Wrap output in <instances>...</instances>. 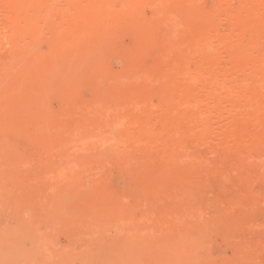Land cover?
<instances>
[{
	"label": "bare ground",
	"instance_id": "6f19581e",
	"mask_svg": "<svg viewBox=\"0 0 264 264\" xmlns=\"http://www.w3.org/2000/svg\"><path fill=\"white\" fill-rule=\"evenodd\" d=\"M210 2L212 5L207 8L203 0H0V205L9 186L39 180L38 176L28 178L23 172L27 163L33 164L32 168L35 165L53 172L52 181L60 188L52 189L50 194L62 195L61 202L63 197L65 201L70 197L69 193L64 195L68 190L73 188L75 193L79 187L82 196L90 199L95 190L111 196L107 176L91 172V166L112 164L123 180L139 187L146 184L147 196L169 203L168 213H159L155 221L137 227L159 232V237L151 234L157 238V244L150 246L149 239V245L146 244L150 248H157L158 253H166L172 257L170 260L180 263L184 259L180 251L184 241L169 228L213 232L227 228L223 237L229 252L242 254L256 263L264 261L262 243L249 248L228 238L231 228L251 222L252 216L244 213L245 209H264V192L254 190L245 177L251 170L264 172V124L258 120L264 113V0ZM222 21L227 25H221ZM146 55L152 58L150 64L143 62ZM222 59H232L234 64L223 67ZM114 62L120 65L117 69ZM153 96L157 99L155 105L151 103ZM224 112L232 113L234 121L243 118L251 125L231 126L223 132L215 122ZM152 118L157 119L155 124L150 123ZM223 146L232 150L218 152ZM193 149L197 153L193 154ZM216 153L220 161L227 162L226 169L210 163ZM254 157L257 160L252 163ZM67 158L72 159L66 161ZM18 161L24 164L19 169ZM15 184L9 189L14 188L13 195L18 198ZM88 184L94 188H88ZM48 186L49 183L46 190ZM232 186L239 187V193L244 192L246 197H238L237 191L228 196L227 190L230 192ZM43 187L40 189L44 190ZM30 189L26 199L39 196L36 188ZM9 195L10 191L4 204L6 200L8 204L16 202ZM53 195V199L58 197ZM182 200L197 204V217L188 224L182 223L176 209ZM47 201L48 197L41 204ZM61 202L55 205L49 201V206L41 211L46 213L45 220L51 222L53 229L56 224L62 227L61 222L65 221L67 208L64 210ZM93 202H87L84 210L77 207L76 211L82 209L81 214L85 215L79 219L86 218L81 221L84 226L102 230L112 225V229L118 222L122 225V221H127L128 214L123 211L125 215H121L119 204L117 210L121 213L111 205L113 202ZM33 203L29 205H38ZM72 206L71 210L76 209ZM76 221H71V226ZM85 235L88 239L89 235ZM115 243L99 244L102 249L99 248L98 260L96 255L90 256L112 264L116 257L110 253L125 247L124 243ZM90 245L94 249V244ZM82 247L88 253L93 251L87 245ZM61 250L58 252L62 253L64 247ZM75 250L72 253L79 254ZM45 254L50 255L47 251ZM46 255L43 263L50 259Z\"/></svg>",
	"mask_w": 264,
	"mask_h": 264
},
{
	"label": "rangeland",
	"instance_id": "374dc122",
	"mask_svg": "<svg viewBox=\"0 0 264 264\" xmlns=\"http://www.w3.org/2000/svg\"><path fill=\"white\" fill-rule=\"evenodd\" d=\"M211 5H212V3L210 2V0H203V6L204 7L210 8ZM146 11H147L148 14L150 13V10H146ZM221 25L226 26L227 24H226L225 21H222ZM164 27H165L164 24L161 25L162 29H164ZM143 62L146 63V64H150L152 62V58L150 56L146 55V56L143 57ZM220 62H221L220 64L223 65V67H229V66H232L234 64L232 59H230V60H227V59L223 60L222 59ZM230 62H232V63H230ZM119 66L120 65L118 63L114 62L113 67L115 69H117ZM257 90H258V92H260L259 89H257ZM155 99H156V97L153 96L152 100H151L152 105H155V103L157 102V99L156 100ZM153 101H155V102H153ZM54 105L56 106V103H53V106ZM262 106L264 107V99H263ZM222 117L220 119L216 120L215 123H217L218 127H220L219 129L221 131H223V132H226L231 126L237 127V126H241L242 124L248 125V126L251 125V124H246L245 121L243 120V118L234 121L232 119V113H230V112H226V113L224 112L222 114ZM151 120H152V122L150 121V123H153V124H155L154 120L157 121V119H155V118L154 119L152 118ZM258 120L260 122H262V124H264V113H261L258 116ZM252 121H254V120H251V122ZM229 122L230 123L232 122V124H230ZM228 123H229V125H228ZM220 147H222V146H220ZM220 147L218 148V152H220L222 150H224V151L225 150H229V149L232 150V147H226L225 148V146H223L225 149L224 148H220ZM193 150H192L193 154L197 153L196 150H194V151ZM218 154L219 153H216L215 155L211 156V159H210L211 162L210 163H212V165L214 164V166L219 168V169L220 168L224 169V167L226 169V167H228L227 162L226 161H220V156ZM105 156H107V154ZM64 159L65 158H62V160H64ZM71 159L67 158L66 161H70ZM256 160H257V158L254 157L252 159V161H253L252 163H255ZM19 162L20 161H18V163H17V167L22 165ZM27 164H25L24 167H23L24 164L22 165L23 172L26 173L28 178L34 177V178L38 179V177H39V180L38 181H31V180L29 181V180H27V181H24V182H19L18 186H17L18 183L17 184L14 183L17 186V187H15V190H17V189L19 190V192L16 191V194L17 193L20 194L18 196V198H16L13 195L14 188H13V190H11L12 189L11 187L14 184L9 186L7 189L4 190L7 194L10 191L11 195H9V196H12L13 200H14L13 202H15V201L16 202L13 203V204L9 203L10 204L9 205L8 202H7V200L9 199L7 194L3 195V197H2L3 201L1 200L2 204L0 205V250L3 249L1 251H5V250L6 251L4 253H0V261H1L0 264H8V263L9 264H23V263L24 264L25 263L26 264H31V260H34L33 261L34 264H41V263L42 264H47L49 261H50V264H56L57 261H59V262H57V264H68V263L69 264H111V263H107V262H100V261L98 262L97 261L99 259V257L101 256L100 255L101 252L99 251V248L102 249L101 245H99V244L103 243L102 245H104V243H107L108 241L113 243V244L116 242L115 244H120L121 245V244L124 243V245H125V247H117V248H115V250H116L115 253H114V250L112 251V253L107 252V253H110V254H115L116 260L114 262H112V264H257V263L258 264H261V263L264 264V261H261V262L259 261V262L256 263L251 258H247V257L243 256L242 254L236 255V254H233V252L232 253L229 252V250L227 248H225V246H226L225 237H223V231L225 229H227V228H217L216 232L210 231L209 229L208 230H206V229L202 230L201 228H169L170 230L173 231V233L178 232V234H180L178 239L184 241V246H182L180 248V251L182 252L181 256L184 259L181 260L180 263H179V261L170 260V259H172V257H169V255L166 254V253L165 254L163 252H159L158 253L156 251L157 248H153V249L150 248L149 246H147V244L150 243L151 244L150 246H153V245L157 244V238H153V237L155 235L157 237H159L158 235H160V234H157L159 232L155 233L153 231V228H150V230H151L150 232L148 231L149 228H148V230H147V228H145V229L143 228L144 230L148 231V232H146V231H144L142 229V227H143L142 225L143 224L147 225L148 221L151 222V220L155 221V218L158 219L160 217V214L162 215L163 213H168L170 211V208L168 207L169 203H167V202L166 203H164V202L161 203L159 198H154V197L151 198V197L147 196V194H148L147 189L149 188L148 185L146 186V184H145V185H142V186L139 187L138 184H135V183L131 184V182H127V181L123 180L122 176L119 173L117 174V172H115V170L113 169V165L112 164H105V165H107V166L104 165L105 167L104 166H100L99 164H95V165L91 166V172H93V173L97 172V174L100 175V176H103V175H105V177L107 176V181L106 182L108 183L109 188L112 190V192H111V190L109 189L110 190L109 193H110L111 196L106 195L105 191L104 192H100L98 194L97 192H99V191L95 190L96 193L94 195L97 196V197L95 198V196H93V198L90 199V197L82 196V194H81L82 191H79V188H80L79 187L78 191H75V193L73 192V188L68 190V192L65 193L64 195L67 197L68 193H69L70 197L68 196V200L67 201H65L64 197H63V201L62 202L60 200L62 198L59 199L60 195L58 196L57 193L54 194V195L50 194L52 189L56 190V188H58V187L60 188L59 184H54V183H56L55 180L52 181L53 179L51 177H52L53 172L49 171L48 168H44V170H43L42 167H40V166L36 167L34 165V167L37 168V169H35L34 167L32 168L33 164L32 165H29V164L27 165ZM216 164H218V165L220 164V165L217 166ZM221 165H222V167H220ZM214 166H211V167H214ZM38 167H40L42 170H40V168L38 169ZM19 168L20 167H18L17 169H19ZM45 169H48V171L45 170ZM259 172H260L259 170H251L250 172H247L249 174L245 175V177H246L247 180L250 179L249 181H251V184H253L252 188L254 190H258L259 189V190L264 192V187H263V185H264V172H260V173ZM45 173L47 174L45 176H48V179H49L50 182H47L48 179L45 176H43V174H45ZM99 173H102L103 175L99 174ZM39 175H41V177ZM40 178H42V181L40 180ZM45 178L47 179V181H46ZM256 179H258V180L256 181ZM44 181L47 182V183H45ZM257 182H259V183L257 184ZM48 183H49L50 186H48V189L46 190V187H47ZM52 183L54 184V187H53ZM107 183H105V184L107 185ZM45 184H47V185H45ZM105 184H104V186H105L104 188H107ZM24 185L28 186L27 187L28 191H29L30 188L31 189H35L36 188L35 190H38L37 192L39 193L38 194L39 196L36 197V198L33 197L34 199L33 198L26 199L29 196H28L27 189H26V187ZM30 185L31 186L33 185L34 187L33 186L30 187ZM137 185H138L139 188L136 187ZM93 186L94 185H92V184H88L87 185L88 188H94ZM42 187L45 188V189L44 190L40 189ZM87 187L84 186L83 188L85 189ZM9 188H11V189H9ZM137 188L138 189L141 188L143 191H141V190L139 191ZM75 190H77V187H76ZM229 190H230L231 193L227 190L226 194L228 196L232 195V194L234 195V193L236 195V193L238 192L237 193V194H239V195H237L238 197H240L242 199H244V196L246 197V194L244 195V192L243 193L240 192L241 194L239 193V191H241V190H239V187H237V186H232L231 188H229ZM11 191H12V193H11ZM23 191H24V193H23ZM78 192H80V193H78ZM138 192L141 193V196L139 195L140 193H138ZM3 194H5V193H3ZM42 195H44V197ZM52 195L53 196H55V195L58 196V197H56L57 199L55 197H54L55 199H53ZM5 196L8 197V199L5 198ZM107 196H108V199H106ZM116 196H117V198H116ZM47 197H48V201L47 202L50 201V204L51 203H53V204H55V203L58 204L59 203L60 204V202H61V203H63V205H65L64 206V210L67 208L64 211V216H63L65 218V221L64 220L62 221L63 223L64 222L65 223L62 224V222H61V225H63L62 227H59L58 224H56L55 227L53 226L54 227V229H53L51 227V222L50 221H49L50 223L46 222V220H45L47 218L46 217V213L45 212L43 213L41 211L45 210L46 207H47L45 205L49 206V204L46 202L47 204L45 203V205H44V204H41V202L43 201V203H44L45 200H47ZM60 197H62V195ZM72 197H74V198H72ZM84 197L86 198L85 202L83 201ZM110 197H112L111 199H113V201H110ZM4 198L7 199L6 200V204H4L5 203ZM14 198H16V200ZM71 198H72V200H70ZM79 198H81V199H79ZM147 198H149V199H147ZM21 199L24 200V201H22ZM35 199H37V200H35ZM89 199H90V201H89ZM33 200H34L35 203H33ZM38 200L39 201L42 200V201L39 203ZM51 200H52V202H51ZM91 200H94V202H104L106 204H111V202H113L111 205H114L116 210H117L118 204H119L120 207L118 209L121 210V212L125 211L128 214V219H130V221L128 219H127L126 222L122 221L124 225L123 224L121 225V223L118 222L117 225H113L112 229H111L112 225L108 229L107 228H102V230L99 229V228H91V227L84 226L82 224V222H84V220L86 218L83 219V221L79 220V219H81L82 217H85V215L83 214L84 215L83 216L81 214V212L83 213V210L85 209V204H89L91 202ZM116 200H117L118 203H116ZM151 201L154 202V205H153V202L151 203ZM31 202L33 204H35V205L36 204H38V205L33 207L34 205L31 206L32 205ZM80 202H81V204H80ZM87 202H89V203H87ZM29 203L31 205H29ZM77 203H79V205H76ZM27 204H28V206H26ZM72 204H74L76 206L74 207V206H72ZM3 205H4V207H3ZM41 205H43L45 208L43 206H41ZM155 205L157 206V208L155 207ZM196 205L197 204L194 201H184V200H182V201H180L178 203L176 209L178 210V212L181 215L180 218H181L183 224H188L191 221H194V219H196V217H197V215L195 214ZM29 206H31L30 209H29ZM69 206H72V207H74L76 209H72L71 210L69 208ZM86 206H88V205H86ZM77 207L78 208H83V210L82 209H78L79 212H80V214H79L80 217L78 215L79 212L76 211ZM170 207H171V205H170ZM22 208H23V210H22ZM34 208H35V211H34ZM162 208H164V210ZM14 209H16L15 210L16 212H14ZM161 209H162V211H161ZM30 210H32V211H30ZM119 210H117V211L120 212ZM74 211L77 212V213H75ZM117 211H116V213H117ZM37 212L39 214H37ZM125 212H123L124 214L121 213V215L124 216ZM12 213H13V215H12ZM21 213H23V214H21ZM120 213H119V215H120ZM244 213H246V214L249 213L252 216L251 222L248 221L243 227L231 228L230 231H229V232H231L230 236L228 237L229 240L232 241V242H235V243H242L245 247L249 246V248L253 247V245L255 243H257L259 245L262 243L264 245V209H261V210L260 209H258V210L254 209V210H251V211H249L248 209H245ZM20 214H21V216H20ZM33 214L34 215L37 214V215L33 216ZM71 214L74 215V217H73L74 219L72 218ZM206 214H207L206 217H209L208 213H206ZM22 215H23V217H24V215L25 216L28 215L29 220L33 223L31 228L29 227L31 222H30V224L28 223L29 220H27L28 219L27 217H24V220L22 219L23 222H26V220L28 221L26 224L25 223L23 224V222H20L21 218H22ZM38 215H41V216H39L40 220H39V218L38 219L36 218V217H38ZM43 215H44V217H43ZM47 216H48V218L51 217V215H49V214ZM41 217H43L44 219H42ZM146 218H148V219H146ZM76 219H77V221H76L77 223L74 222V224L71 226V221L73 222ZM201 219H203V218H201ZM47 220H49V219H47ZM78 221H80V222H78ZM44 222H46V223H44ZM42 223L44 225H42ZM81 224L83 225V227L81 226ZM115 224H116V222H115ZM25 225L28 226L29 228L26 227ZM15 226H16V228H15ZM20 226H21V228H20ZM41 226H42V228H41ZM47 226H48V228H47ZM64 226H66V227H64ZM69 226L70 227L74 226L73 228H71V230H72V232L74 234L77 232L75 235L72 234L71 231H69L70 230ZM139 226H142V227L137 228ZM63 227H64V229H63ZM65 228H66V230H65ZM79 228H80V230H83V229H86V230H83V231H85L84 233H83V231L79 232L80 231V230H78ZM157 229L160 231V229H162V228H157ZM100 230H101V232H100ZM104 230H105V232H103ZM154 230H156V228ZM93 231L96 232L97 235L95 233H93ZM153 232L155 234H154L153 237H151L152 236L151 234H153ZM82 233L84 234V236H86L85 234H88L89 238L87 239L86 238L87 236L86 237L82 236ZM94 234L96 235L95 237H94ZM149 235L154 240H152L151 238H148ZM79 236L81 237V241H82L83 238L86 240V241L84 240L86 242V244L83 247H85L87 245L88 249H91L92 247H91L90 244L92 243V244H94V249H96L97 251L95 252L94 249H91L90 252L92 250L94 251V252L92 251V253H93L92 254V253H88L87 249H86V251H85V249H81L80 247H82L84 242L80 241V237ZM97 236H98L99 239L97 238ZM100 236H101V239H100ZM107 236H109V238ZM104 238H105L106 242H105V240H103ZM149 239H150V242H148ZM87 240L89 242L91 241L90 244H89V242ZM99 240H101V242L102 241H104V242L101 243ZM40 242L43 243V246H42V244ZM95 242L98 245V247H97V245H95ZM144 242H145V244H144ZM7 243H9L10 245L7 244ZM50 243H52L54 245L52 246ZM79 243H82V244L79 245ZM140 243H143L144 245L143 244L141 245ZM153 243H155V244H153ZM13 244L17 245V247L15 245H14L15 247L12 246ZM131 244H132V246H131ZM31 246H33L34 249ZM35 246L38 247V248L36 249ZM50 246H51V248L48 249L47 247H50ZM8 247H9V250H7ZM12 247H14L15 249H13ZM63 247H64V250H63ZM66 247H67V249H70L69 250L70 252L65 249ZM89 247H91V248H89ZM78 248H80L81 250H84L83 251L84 253L81 252L80 250H78ZM11 249H13L14 251H11ZM75 249H77V250H75ZM245 249H247V248H245ZM58 250L59 251L61 250L62 253L61 252L59 253ZM73 250H75L74 252H79L80 251L79 252L80 255L78 253L76 255H74V253H72ZM40 251H42V252H40ZM46 251L48 253H50V255L49 254L46 255L45 254ZM10 252L13 253L11 257H9L10 254H11ZM30 252L32 253V255L34 254L33 255L34 258H30V257H33ZM63 252H65V254ZM68 252L71 253V254H68ZM103 252L104 251L102 250V253ZM24 254H26V255H24ZM40 254H41V259H40ZM43 254L48 256V258H50V259L52 258L53 260H55V263H54V261H52V259L51 260L49 259L48 261H46V263H43L42 261L44 259H47L46 257H43V256H45ZM110 254H109V256H110ZM35 255H36V257H35ZM51 255H53V256H51ZM70 255H72L74 258L72 259V256H70ZM90 255H96L94 257H96L97 260H95V259L93 260L94 257L92 258ZM20 256H21V258H19ZM23 256H27L31 260L29 261L28 258L26 259V257H23ZM37 256H39V257H37ZM67 256H69L74 261H72L71 259L69 260V257L67 259ZM112 256L114 257V255H111V257ZM2 258H3L4 261L2 260ZM7 258H8V260H7ZM15 258H17V259H15ZM12 259H14V260H12ZM18 259H19V261H18ZM58 259H61L64 262L60 261ZM110 259H112V258H109V260ZM20 261H22V262H20ZM44 262H45V260H44Z\"/></svg>",
	"mask_w": 264,
	"mask_h": 264
}]
</instances>
